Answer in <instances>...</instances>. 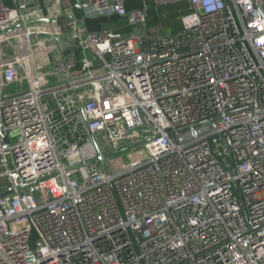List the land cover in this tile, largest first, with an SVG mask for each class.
Returning a JSON list of instances; mask_svg holds the SVG:
<instances>
[{
    "label": "built area",
    "instance_id": "2783aa9c",
    "mask_svg": "<svg viewBox=\"0 0 264 264\" xmlns=\"http://www.w3.org/2000/svg\"><path fill=\"white\" fill-rule=\"evenodd\" d=\"M151 1L0 0V264H264V0Z\"/></svg>",
    "mask_w": 264,
    "mask_h": 264
},
{
    "label": "rangeland",
    "instance_id": "374dc122",
    "mask_svg": "<svg viewBox=\"0 0 264 264\" xmlns=\"http://www.w3.org/2000/svg\"><path fill=\"white\" fill-rule=\"evenodd\" d=\"M146 1H148V0H129V7L130 8H135V7H138V6L140 7ZM69 4H70L69 0H66L64 2V4H63V14L64 15L61 16L60 20H62L63 17L64 18L66 17L67 20H70L72 17H76V16H74L75 10H74L73 5L71 4V6H69ZM153 7L154 6L151 7L152 9H151L150 15H152L154 17V20L151 23L148 22L149 28L150 29H154L155 28V29H160L161 31H164L165 29H163L162 25L160 24L158 16H157V12H156L155 9H153ZM78 16H80V15H78ZM103 21H104V26H106L107 28H110V29L118 28L117 30H120L121 28L118 27V26H120L124 22V19L122 17L115 16V17H112V18H104ZM125 29L130 32L131 31L130 25H128ZM7 49L10 50L11 47L8 46ZM38 60L41 61L42 58L38 57ZM27 87H28V85H27V81L26 80L23 81V82H14V83L8 84L6 86V93L7 94H15V93H18V92L22 91L23 89H27ZM2 183H4V179L0 180V185Z\"/></svg>",
    "mask_w": 264,
    "mask_h": 264
},
{
    "label": "trees",
    "instance_id": "16d2710c",
    "mask_svg": "<svg viewBox=\"0 0 264 264\" xmlns=\"http://www.w3.org/2000/svg\"><path fill=\"white\" fill-rule=\"evenodd\" d=\"M147 2L152 7L153 3H151V0H148ZM153 9L156 10L160 24L162 25L163 29H165V31L167 32L180 30L182 25L180 17L183 14L188 13L190 10L189 5L186 2L162 5V6H158L157 8L153 7ZM153 20L154 17L150 15L148 17V22L151 23ZM66 21H67L66 17L65 18L63 17L61 20V24L64 29H66V23H67Z\"/></svg>",
    "mask_w": 264,
    "mask_h": 264
},
{
    "label": "crops",
    "instance_id": "0c3cea01",
    "mask_svg": "<svg viewBox=\"0 0 264 264\" xmlns=\"http://www.w3.org/2000/svg\"><path fill=\"white\" fill-rule=\"evenodd\" d=\"M5 1L9 5H11V6H20V7H23V6H26V5H32L34 3H36V4H42L43 6H46V4H51L53 2V0H5ZM65 1L66 0H62V3L60 4V8H61L62 13H63V4H64ZM69 3H70L69 6H71V4H72L73 7H74V10H75L74 16L81 17L82 14H83V8H82L81 5H79V3L77 2V0H69ZM151 3H152V1H151ZM128 5H129V0H128ZM78 15H80V16H78ZM122 18L124 19V22L120 26H118L121 29L120 30H117L118 28H115V29H112V30L117 31V32H122V33L123 32H129L128 30L125 29L128 26L127 20H126L125 17H122ZM86 24L92 30L110 29V28H107L106 26H104V21L101 18L88 19L86 21Z\"/></svg>",
    "mask_w": 264,
    "mask_h": 264
},
{
    "label": "water",
    "instance_id": "95a60500",
    "mask_svg": "<svg viewBox=\"0 0 264 264\" xmlns=\"http://www.w3.org/2000/svg\"><path fill=\"white\" fill-rule=\"evenodd\" d=\"M57 46H58L59 50H61V46H60L59 43L57 44ZM72 48H76V47L74 46V47H72ZM61 56L63 57V53H62V51H61ZM6 141H8V138L6 139ZM98 159L102 160L103 163H104V165H105L104 156H103L102 154H100V155L98 156Z\"/></svg>",
    "mask_w": 264,
    "mask_h": 264
}]
</instances>
